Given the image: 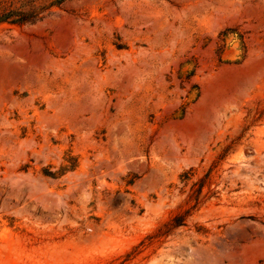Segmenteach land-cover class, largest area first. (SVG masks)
Segmentation results:
<instances>
[{
    "label": "rangeland",
    "instance_id": "obj_1",
    "mask_svg": "<svg viewBox=\"0 0 264 264\" xmlns=\"http://www.w3.org/2000/svg\"><path fill=\"white\" fill-rule=\"evenodd\" d=\"M0 264H264V0H0Z\"/></svg>",
    "mask_w": 264,
    "mask_h": 264
}]
</instances>
